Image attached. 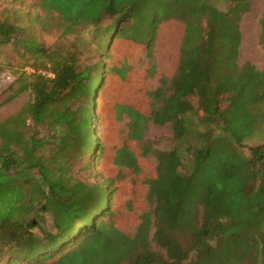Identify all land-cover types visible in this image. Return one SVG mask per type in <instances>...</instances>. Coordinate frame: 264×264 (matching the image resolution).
Returning <instances> with one entry per match:
<instances>
[{
	"label": "trees",
	"instance_id": "16d2710c",
	"mask_svg": "<svg viewBox=\"0 0 264 264\" xmlns=\"http://www.w3.org/2000/svg\"><path fill=\"white\" fill-rule=\"evenodd\" d=\"M215 1L33 0L32 10L55 21L57 37L46 48L17 39L36 57L30 72L16 73L11 94L0 103L26 96L16 113L0 120L1 260L264 264V71L249 61L237 63L239 19L249 1L221 0L225 9ZM29 18L41 23L35 14ZM171 20L184 24L176 74L148 86L147 110L125 102L128 91L142 100L140 86L145 89L155 74L157 30ZM259 26L264 47V14ZM19 28L0 21V42H9ZM123 43L135 50L118 61ZM190 113L217 124L218 134L199 132L203 142L191 151L189 164L177 148L152 153L143 143L141 133L151 122L170 124L180 145L191 130ZM94 121L103 127L98 134ZM133 131L142 143L138 160L151 168L143 178L148 207L130 232L107 228L104 220L115 215L116 179L100 167L93 172L87 154L92 135L97 165L113 147L116 167L135 172L138 153L126 155ZM105 136L109 150L101 145ZM254 136L263 141L244 156L239 148ZM76 163L87 178L75 177ZM34 211L50 215L52 231L29 218Z\"/></svg>",
	"mask_w": 264,
	"mask_h": 264
},
{
	"label": "rangeland",
	"instance_id": "374dc122",
	"mask_svg": "<svg viewBox=\"0 0 264 264\" xmlns=\"http://www.w3.org/2000/svg\"><path fill=\"white\" fill-rule=\"evenodd\" d=\"M248 1L250 3V10L241 14L239 19L241 40L238 48L239 53L237 63L240 66L243 62L249 61L258 70L264 71V47L261 46L258 40L260 33L259 19L261 15L264 14V0ZM219 2L222 1L218 0V3L216 4L225 9L226 7L224 3ZM32 3L33 0H0V21H5L20 27L19 32L13 35L9 42H0V103L11 94V90H9L8 87L14 81L16 73L20 70L30 72L31 68L29 65H31L36 57L33 54L25 53L24 49H22L19 44H16L17 39L29 42L35 41L46 48L50 46L57 37L55 21L52 17L45 16L38 10H32ZM21 14L22 16L24 15L23 19L21 18ZM30 14L37 15L41 23H32L29 18ZM183 35L184 24L180 21L171 20L160 24L152 51L155 64V74L151 80H147V87L145 89L143 86H140L139 96L142 97V100L137 98V93L128 91L123 95L125 102L138 108L145 107V110L148 109V107L144 106L147 102L146 95L149 92L148 86H155L160 76L171 78L177 72L179 49ZM87 41L91 45L90 49L92 50L94 46L91 38ZM91 50L87 53V55H91ZM134 50L135 47L130 43H123V46L120 44V46L116 49L118 61L121 56H123L121 59H127V56L131 55ZM88 59L90 64L95 62V60H91L92 55L88 56ZM95 98L92 110L94 115L97 116L100 104L98 97ZM25 99L26 96L21 95L12 98L11 101L1 105L0 120L16 113ZM107 107L109 109V106ZM202 118V113L188 114L186 121L189 123L191 130L186 136V139L182 141L180 145L174 141L170 124L156 126L149 122L143 133H141L142 141L152 153H155V151H165L177 148L178 153L182 156L183 162L187 165L189 164L191 151L201 146L203 142V137L199 134V132L204 133L210 128V132L213 131V134H218V132L215 131L217 124L206 123ZM100 123L101 121H94L93 129L96 134H98L99 130L103 128ZM135 133L136 132L133 131L128 135L129 141L127 143L126 155L128 153H138L140 150V145L142 144L140 142L141 138L137 139ZM261 137L262 136H254L250 140H246L243 146L239 148V151L244 156H249V148L261 143L263 141V138ZM108 141L109 140L106 136L102 140L101 145H103L106 149L109 148ZM93 145L94 137L90 135V139L88 141L87 160L91 169L95 172V170L100 167L105 176H114L116 179L115 185L118 188L114 194L116 205L114 206L115 215L113 221L107 222L104 220V222L107 225V228H116L117 230L122 231L126 229L133 232L139 218L144 212H146L148 207L146 196L147 188L143 185L145 184L143 178L146 179L149 177L151 165L150 163H146L145 166L142 165L138 160L140 154H134L133 157H137V160L135 161L137 163L134 162L135 164L133 163V165L137 166L139 172L138 170L135 172L130 171V174L127 170L124 172L123 170L118 169L116 164L112 161V153L115 150H113L112 147L109 152L110 156L107 158L106 162L100 164L99 166L96 164L97 154L93 152ZM140 157H142V155H140ZM138 167H140V169ZM79 168V163L74 164L73 174H75V177L77 178L81 176L82 178H87V175L80 172ZM29 218L37 219L39 221L40 228L48 231L53 230L52 220L48 213L34 211ZM33 223L35 224V222ZM39 227L34 228V232L38 233ZM182 244L186 245L187 240H183ZM12 261L13 258L7 257L5 260H1L0 257V264H11Z\"/></svg>",
	"mask_w": 264,
	"mask_h": 264
}]
</instances>
